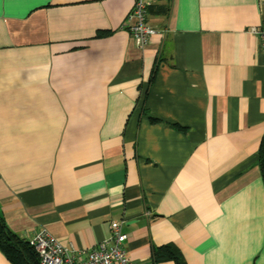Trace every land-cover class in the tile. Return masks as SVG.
Masks as SVG:
<instances>
[{
	"label": "crops",
	"instance_id": "0c3cea01",
	"mask_svg": "<svg viewBox=\"0 0 264 264\" xmlns=\"http://www.w3.org/2000/svg\"><path fill=\"white\" fill-rule=\"evenodd\" d=\"M133 2L0 0V216L77 256L113 221L133 264H264V0H152L143 49Z\"/></svg>",
	"mask_w": 264,
	"mask_h": 264
},
{
	"label": "built area",
	"instance_id": "2783aa9c",
	"mask_svg": "<svg viewBox=\"0 0 264 264\" xmlns=\"http://www.w3.org/2000/svg\"><path fill=\"white\" fill-rule=\"evenodd\" d=\"M151 3L152 0H134L131 10L120 25V29L132 36L138 49H143L157 33L147 21V10ZM248 31L259 38L264 52V23L251 27ZM109 228V239L87 249L81 256L71 252L44 229L27 241L37 253L40 264H133L122 245L125 235L121 232L120 222H110Z\"/></svg>",
	"mask_w": 264,
	"mask_h": 264
},
{
	"label": "trees",
	"instance_id": "16d2710c",
	"mask_svg": "<svg viewBox=\"0 0 264 264\" xmlns=\"http://www.w3.org/2000/svg\"><path fill=\"white\" fill-rule=\"evenodd\" d=\"M258 164L264 184V134L258 150ZM0 251L9 264H40L39 257L28 241L12 232L0 216ZM155 261L172 260L174 264H186L178 249L171 244L156 248L153 252Z\"/></svg>",
	"mask_w": 264,
	"mask_h": 264
}]
</instances>
